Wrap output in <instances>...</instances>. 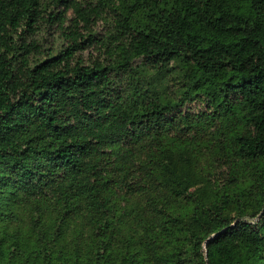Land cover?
I'll use <instances>...</instances> for the list:
<instances>
[{"label":"trees","instance_id":"trees-1","mask_svg":"<svg viewBox=\"0 0 264 264\" xmlns=\"http://www.w3.org/2000/svg\"><path fill=\"white\" fill-rule=\"evenodd\" d=\"M0 264H264V0H0Z\"/></svg>","mask_w":264,"mask_h":264},{"label":"rangeland","instance_id":"rangeland-1","mask_svg":"<svg viewBox=\"0 0 264 264\" xmlns=\"http://www.w3.org/2000/svg\"><path fill=\"white\" fill-rule=\"evenodd\" d=\"M108 26V24L99 23L97 32L101 37L106 33V27ZM37 39L43 51L48 48L60 47L62 41L57 36H52L49 31L40 33ZM84 55L86 56L87 52ZM179 72L180 70L174 62L168 64L166 68H160L158 65L153 64H143L138 68H134L128 79V84L132 88V99L141 102L147 97H153L152 92L158 89L159 83L167 84V94L177 97L180 93L177 84V81H179ZM198 110H202L199 103L194 104L193 108L190 109L191 112ZM235 213V211L232 212L231 216L235 215Z\"/></svg>","mask_w":264,"mask_h":264}]
</instances>
